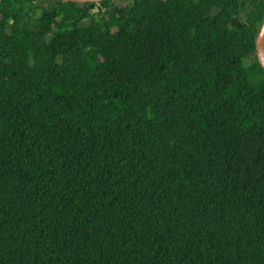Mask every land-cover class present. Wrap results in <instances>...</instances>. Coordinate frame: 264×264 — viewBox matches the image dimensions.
Here are the masks:
<instances>
[{
    "label": "trees",
    "instance_id": "obj_1",
    "mask_svg": "<svg viewBox=\"0 0 264 264\" xmlns=\"http://www.w3.org/2000/svg\"><path fill=\"white\" fill-rule=\"evenodd\" d=\"M0 0V264H264V0Z\"/></svg>",
    "mask_w": 264,
    "mask_h": 264
},
{
    "label": "water",
    "instance_id": "obj_2",
    "mask_svg": "<svg viewBox=\"0 0 264 264\" xmlns=\"http://www.w3.org/2000/svg\"><path fill=\"white\" fill-rule=\"evenodd\" d=\"M64 1L77 2V3H98L103 0H64ZM255 51H256L257 62L259 63L260 67L264 70V25L258 35L255 45Z\"/></svg>",
    "mask_w": 264,
    "mask_h": 264
},
{
    "label": "rangeland",
    "instance_id": "obj_3",
    "mask_svg": "<svg viewBox=\"0 0 264 264\" xmlns=\"http://www.w3.org/2000/svg\"><path fill=\"white\" fill-rule=\"evenodd\" d=\"M114 3L115 4H122L123 3V0H115Z\"/></svg>",
    "mask_w": 264,
    "mask_h": 264
}]
</instances>
